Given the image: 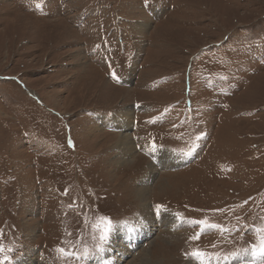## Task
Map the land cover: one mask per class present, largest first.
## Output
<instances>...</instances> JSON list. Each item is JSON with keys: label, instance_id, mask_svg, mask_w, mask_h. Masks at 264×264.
<instances>
[{"label": "rangeland", "instance_id": "1", "mask_svg": "<svg viewBox=\"0 0 264 264\" xmlns=\"http://www.w3.org/2000/svg\"><path fill=\"white\" fill-rule=\"evenodd\" d=\"M125 110L122 131L108 121ZM121 132L134 146L123 163ZM173 153L185 160L165 166ZM156 205L177 220L136 236ZM100 216L115 225L106 250L61 256L95 251ZM256 228L264 0H0V245L13 264H195L186 253L229 255Z\"/></svg>", "mask_w": 264, "mask_h": 264}, {"label": "snow or ice", "instance_id": "2", "mask_svg": "<svg viewBox=\"0 0 264 264\" xmlns=\"http://www.w3.org/2000/svg\"><path fill=\"white\" fill-rule=\"evenodd\" d=\"M153 150H155V145H153ZM163 207V205L155 206L157 214L161 212ZM191 223L204 225L207 222L201 220L192 221ZM209 226L217 230H224L222 229L221 225L211 224ZM91 227L94 228L97 233V235H95L93 239L98 241L95 244L94 252L90 250L87 246L83 248L82 253L60 248L58 249V251L61 256L87 260L94 255L103 253L106 250L105 245L109 242L112 234L115 231V225L109 217L100 216L96 218L95 222L92 223ZM255 234L256 243L251 244L249 247L242 248L239 251H234L229 255L221 256L219 254L214 253L210 254L200 249H194L191 253H186V258L194 261L195 264H212L213 261H215L216 264H221L222 261H230L241 256H250L253 260L257 262V264H264V228H256ZM191 239H199V235H194L193 237H191ZM11 251H13V249L9 248L6 250L2 245H0V264H5V261H7L8 264H13L12 257L7 254Z\"/></svg>", "mask_w": 264, "mask_h": 264}, {"label": "bare ground", "instance_id": "3", "mask_svg": "<svg viewBox=\"0 0 264 264\" xmlns=\"http://www.w3.org/2000/svg\"><path fill=\"white\" fill-rule=\"evenodd\" d=\"M128 116H130V113L127 110H125L123 112H117V113H115V115L111 116L112 118L110 117L108 122L110 124L114 125L116 128H120V129H123L122 131H126V130H128V126L131 124V121H127L126 117H128ZM117 138L118 139L115 142V146L118 149L119 156L121 157L120 163H123V161H125V159H123V158L129 157L132 155L134 146H133L132 138H130V136L127 132H121L120 135H117ZM184 160H185L184 156L179 155L177 153H173V154H171V157H169V159L164 158L165 163H163V164H165V166L167 165V167H173V166L179 165ZM151 172H153V171H151ZM164 184H165V182H164ZM145 192H146V187H142L136 191V196L140 197L142 199ZM152 214H150L148 212V210H143V214L141 213V215H139L137 217V219H136V225H137L136 230L138 229V231L136 233V236L141 237L142 233L145 236L147 234L146 232H149L148 224L153 225L156 222V223H162L163 225H164V223L165 224L167 223L168 225L171 226V224L173 222H175V220H177L176 219L177 216L175 215V213H172V212L171 213L170 212H164L162 210L159 214L156 213V215H154V216ZM151 222H153V223H151ZM177 224H179V223H176L175 226H177ZM126 226H128V225H126ZM132 226L130 225L129 227H124V230L122 232L126 233V229H129ZM170 226H168V227H170ZM131 236L133 237V235H131ZM126 237H128V236L126 235ZM20 264H21V262H20ZM22 264H29V263L25 259H23Z\"/></svg>", "mask_w": 264, "mask_h": 264}]
</instances>
